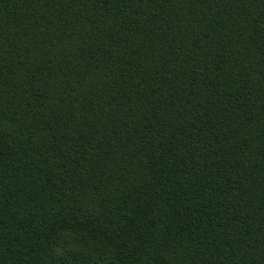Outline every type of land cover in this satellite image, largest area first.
Masks as SVG:
<instances>
[{"label":"trees","instance_id":"16d2710c","mask_svg":"<svg viewBox=\"0 0 264 264\" xmlns=\"http://www.w3.org/2000/svg\"><path fill=\"white\" fill-rule=\"evenodd\" d=\"M0 264H264V0H0Z\"/></svg>","mask_w":264,"mask_h":264}]
</instances>
